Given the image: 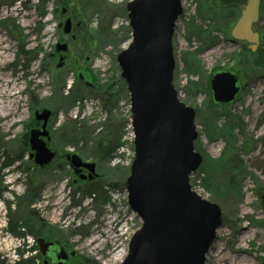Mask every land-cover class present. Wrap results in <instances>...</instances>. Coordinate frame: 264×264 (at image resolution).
I'll use <instances>...</instances> for the list:
<instances>
[{
	"label": "rangeland",
	"instance_id": "374dc122",
	"mask_svg": "<svg viewBox=\"0 0 264 264\" xmlns=\"http://www.w3.org/2000/svg\"><path fill=\"white\" fill-rule=\"evenodd\" d=\"M129 1L0 0V84L12 79L17 96L11 105L0 98V105L7 106L0 120V261L5 264H41L37 239L45 236L74 251L66 264H120L141 225L127 203L133 134L129 96L116 61L130 41ZM211 1L218 2L182 0L172 39L173 85L179 100L195 110V141L202 149V163L190 183L222 213L204 264H232V257L242 258L240 264H264V0L253 26L260 59L230 35L246 0L229 2L238 3L239 11L226 12L225 18L207 8ZM67 18L71 29L64 34ZM191 21L208 31L206 37L195 33ZM57 43H66L67 50L57 51ZM215 69L235 70L243 87L223 109L210 105L208 82ZM91 74L110 83V92L91 90L96 85ZM42 108L52 111L46 129L57 156L38 167L23 138L36 127L34 112ZM222 112L240 119L243 130L233 132L237 147L247 146L241 152L245 172L237 179L238 195L218 193L230 171H217L216 179L204 182V155L215 159L232 148L219 131L211 132L225 124ZM102 141L107 147L99 150ZM66 153L94 162L97 176L77 174L74 183L73 170L60 160Z\"/></svg>",
	"mask_w": 264,
	"mask_h": 264
},
{
	"label": "water",
	"instance_id": "95a60500",
	"mask_svg": "<svg viewBox=\"0 0 264 264\" xmlns=\"http://www.w3.org/2000/svg\"><path fill=\"white\" fill-rule=\"evenodd\" d=\"M259 7L260 0H246L230 30L232 40L247 43L252 52L259 44V33L253 27L259 19ZM126 10L130 41L116 54V61L129 96L133 134L127 203L141 225L131 235L120 264H204L222 213L217 203L203 198L189 182L190 174L202 163V155L194 149L198 136L195 110L179 100L173 85L172 39L182 14V0H131ZM70 29L67 18L63 33H70ZM56 50L66 51L67 44L57 43ZM208 88L211 102L221 106L233 103L243 87L235 71L215 69ZM51 115L49 109L36 110L33 118L41 125L28 132L29 156L38 167L56 156V150L46 143ZM65 159L76 173L85 168L89 179L96 175L94 162L74 153H66ZM52 244L37 239L43 260ZM68 256H75L74 251L60 249L56 256L51 255L52 262L65 264Z\"/></svg>",
	"mask_w": 264,
	"mask_h": 264
},
{
	"label": "trees",
	"instance_id": "16d2710c",
	"mask_svg": "<svg viewBox=\"0 0 264 264\" xmlns=\"http://www.w3.org/2000/svg\"><path fill=\"white\" fill-rule=\"evenodd\" d=\"M217 1L218 2L211 1V3L207 5V8L210 11L212 10V13L215 14L216 16H218V18H223L225 16L226 12L231 13V11H234V12H236L237 10L239 11L238 3H236L237 5H233V4L229 5V2H233L235 0H217ZM236 1H240V0H236ZM243 1L244 0H241V4L243 3ZM206 4H207V2H206ZM200 9L201 8L199 7L198 8V14H200L199 13ZM261 11H262V0H260L259 14ZM191 25L194 28L195 33L198 36L204 35L206 37L208 31L202 29L203 26L195 25L193 23V21H191ZM205 37H203L204 40L210 41L208 38H205ZM243 43L246 44L245 42H243ZM246 48H247L246 51H248L251 55L257 56L260 59L261 50L259 47H257V49L254 52H252V51H250V49H248V45ZM260 63L262 65L261 60H258V61L255 60V62H253V64H260ZM233 71H235V70H233ZM92 79H94L96 85L94 84L93 87H90L91 90L98 91L100 93H103L106 91L110 92L111 87H112V85H110V83H100L99 81H97L95 75H92ZM88 86H90V85H88ZM82 91H84V90H82ZM210 103H211L210 105L214 109H223L225 107H229V105H221L220 106V105H215L212 102H210ZM228 116H231V119L229 117H227V115L224 116V114L222 112V119L225 118V119H223V120H225V124H223V127H221V129L220 128L216 129V128H214L215 127L214 126L211 132L213 135L214 133H217L219 131L220 138L225 140V142H229V145H232V148L227 149L226 152L224 151L218 158H215V159H211V158L204 155V157L207 161L206 170H205V172L207 173V178H204V182H205V179H206V182H207V180H208V182H212V180L216 179V176L218 175V173H216L217 171H221V170L230 171L229 174L227 175V181L223 182L222 189L221 190L217 189V190L219 191L218 193H220L219 195L228 194V193H230V194L234 193V195H238L239 190H240V186L238 185L237 179H238V177H241L245 172V165H244V162L241 158V152L244 149H246L247 146H246V143L243 142V144L240 147H237V144H238L237 134L234 133L233 130L235 128H240L241 130H243L242 124L240 123V119L238 117L234 118V117H232V115L230 113L228 114ZM231 121H233L234 124ZM235 141H236V143H235ZM24 143H25V146L28 147L27 133L24 136ZM106 147H107V145L104 144L102 141V142H100L98 149L104 150ZM194 149L202 154V149H201V146H200L198 141L194 142ZM229 150H231V151H229ZM207 187L210 188L209 185ZM41 264H43V258H41ZM85 264H87V263H85Z\"/></svg>",
	"mask_w": 264,
	"mask_h": 264
},
{
	"label": "bare ground",
	"instance_id": "6f19581e",
	"mask_svg": "<svg viewBox=\"0 0 264 264\" xmlns=\"http://www.w3.org/2000/svg\"><path fill=\"white\" fill-rule=\"evenodd\" d=\"M3 41H0V49H4L2 45ZM0 67H2V63L0 61ZM1 70V69H0ZM1 82V81H0ZM12 79H9L8 77L5 78V80L0 84V98L4 103H8V105H11L15 102L17 99L16 92H14V88L11 85ZM1 103V102H0ZM7 106L0 105V120L3 121L7 116ZM248 230H241L242 234L247 233ZM245 252V251H242ZM240 256V255H239ZM118 257V254H116L114 257L111 258V260H115ZM232 264H240L242 262V258H231Z\"/></svg>",
	"mask_w": 264,
	"mask_h": 264
},
{
	"label": "flooded vegetation",
	"instance_id": "af4514ba",
	"mask_svg": "<svg viewBox=\"0 0 264 264\" xmlns=\"http://www.w3.org/2000/svg\"><path fill=\"white\" fill-rule=\"evenodd\" d=\"M36 122V121H35ZM41 125V122H36L35 123V126L36 127H34V128H38L39 126ZM49 136H50V134H49ZM28 138V137H27ZM44 139H46V138H44ZM23 141H24V138H23ZM50 141H51V136H50V140L48 141L47 139H46V143H47V145L49 146V143H50ZM50 147V146H49ZM56 150V149H55ZM56 156H57V151H56ZM56 156H55V158H56ZM55 158L49 163V164H51L53 161H55ZM61 158V159H60ZM60 160H64V162L68 165V167L70 168V169H72L71 171H72V173H73V177H72V180H73V182L74 183H76V177H78V176H76L77 174H79V176H80V174H82V175H84L85 176V174L86 173H88V171H87V169H85V168H80L81 170L79 171V173H76L75 171H74V169H73V167H71V162L70 161H67L66 159H65V157H64V159L60 156ZM49 164H47V165H49ZM59 165L61 164V163H58ZM47 165H45V166H47ZM45 166H43V167H45ZM87 176V175H86ZM97 176V174L93 177V178H95ZM81 178V177H80ZM92 178V179H93ZM46 242H52L53 244L51 245V246H49L48 247V250H47V257H46V261H47V264H53V262H52V257H51V255L52 254H54L55 256L57 255V253H58V251L60 250V249H64L66 252H69L70 250V248L69 247H67L65 244H62V243H60L59 241H56L55 239H52V241H51V239H49V238H46V236L43 238ZM50 247H52V248H50ZM54 248H56L57 250L55 251V252H53V249ZM53 252V253H52ZM68 257H70V256H68ZM41 258H42V256H41ZM45 260H43V261H45ZM67 261V260H66ZM66 261H65V264H66ZM0 264H5L3 261H0Z\"/></svg>",
	"mask_w": 264,
	"mask_h": 264
}]
</instances>
